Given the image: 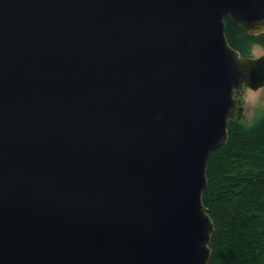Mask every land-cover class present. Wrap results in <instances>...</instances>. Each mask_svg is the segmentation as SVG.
<instances>
[{
  "label": "water",
  "instance_id": "water-1",
  "mask_svg": "<svg viewBox=\"0 0 264 264\" xmlns=\"http://www.w3.org/2000/svg\"><path fill=\"white\" fill-rule=\"evenodd\" d=\"M264 0H0V264H208L209 151L264 82L224 16Z\"/></svg>",
  "mask_w": 264,
  "mask_h": 264
},
{
  "label": "trees",
  "instance_id": "trees-1",
  "mask_svg": "<svg viewBox=\"0 0 264 264\" xmlns=\"http://www.w3.org/2000/svg\"><path fill=\"white\" fill-rule=\"evenodd\" d=\"M227 41L250 54L253 40L264 48V27L246 32L226 15ZM223 142L206 159L202 201L212 219L208 264H264V108L251 121L229 119Z\"/></svg>",
  "mask_w": 264,
  "mask_h": 264
},
{
  "label": "rangeland",
  "instance_id": "rangeland-1",
  "mask_svg": "<svg viewBox=\"0 0 264 264\" xmlns=\"http://www.w3.org/2000/svg\"><path fill=\"white\" fill-rule=\"evenodd\" d=\"M248 53L252 55L261 54L264 53V48L261 43L253 40ZM242 86L243 88L238 93L241 97L243 108L239 117L246 122L253 120L264 108V82L255 87L246 83Z\"/></svg>",
  "mask_w": 264,
  "mask_h": 264
},
{
  "label": "flooded vegetation",
  "instance_id": "flooded-vegetation-1",
  "mask_svg": "<svg viewBox=\"0 0 264 264\" xmlns=\"http://www.w3.org/2000/svg\"><path fill=\"white\" fill-rule=\"evenodd\" d=\"M254 55H256V54H254Z\"/></svg>",
  "mask_w": 264,
  "mask_h": 264
}]
</instances>
